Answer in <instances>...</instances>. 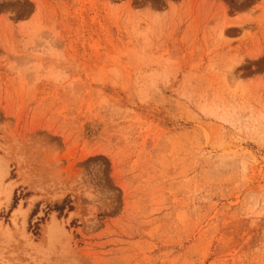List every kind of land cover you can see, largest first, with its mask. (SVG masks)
<instances>
[{"label": "rangeland", "instance_id": "obj_1", "mask_svg": "<svg viewBox=\"0 0 264 264\" xmlns=\"http://www.w3.org/2000/svg\"><path fill=\"white\" fill-rule=\"evenodd\" d=\"M0 264H264V0H0Z\"/></svg>", "mask_w": 264, "mask_h": 264}, {"label": "bare ground", "instance_id": "obj_2", "mask_svg": "<svg viewBox=\"0 0 264 264\" xmlns=\"http://www.w3.org/2000/svg\"><path fill=\"white\" fill-rule=\"evenodd\" d=\"M52 226H50V228H51Z\"/></svg>", "mask_w": 264, "mask_h": 264}]
</instances>
